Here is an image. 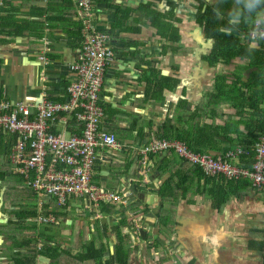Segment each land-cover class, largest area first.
Wrapping results in <instances>:
<instances>
[{"label": "crops", "instance_id": "crops-1", "mask_svg": "<svg viewBox=\"0 0 264 264\" xmlns=\"http://www.w3.org/2000/svg\"><path fill=\"white\" fill-rule=\"evenodd\" d=\"M215 1L96 0L99 28L110 33L115 51L100 94L104 108L102 127L115 134L124 147L98 152L100 158L93 181L106 190L125 192L122 195L125 203L95 206L83 197H72L68 207L62 209L55 200L41 198L8 164L10 147L1 136L0 264H64L66 255L73 257L83 251L75 246L83 224L90 228L84 243L103 246L106 255L102 260L84 257L81 264H106L108 254L114 252L115 231L123 218L134 226L131 232L120 226L121 232L129 234L131 239L126 264H148L149 260L154 264H171L173 257L175 264L184 261L220 264L223 254L225 261L230 260L229 264H262L264 197L260 191L251 184L246 195H230L218 206L213 182L209 181L203 187V194L186 195L172 210L161 204L158 190L164 175L157 173L156 168L167 155L178 161H184L183 158L174 150L149 154L151 165L144 167L139 153L154 138L183 143L162 138L160 127L165 120L174 119L178 107L183 106L181 118L189 117L206 96L207 86L215 81V87L223 84L215 90V151L201 154L216 158L241 148L251 156L250 150L234 146L238 136L232 123L240 116L234 106L237 102L232 98L238 89L245 91L251 80H264L263 60L257 55L264 50V41L250 48L249 28L239 29L241 50L234 51L228 62L219 58L215 67H210L204 57L211 51L213 39L204 36L196 13L200 7L213 5ZM222 29L227 31L224 26ZM80 38V23L67 0H13L0 7V101L40 102L43 98L64 101L66 88L74 78L71 66L79 56ZM255 63L261 68L257 69ZM204 66L215 68L212 82L206 85L208 71L203 72ZM260 88L261 84H254L251 89L261 92ZM251 97L245 107L250 114L255 111L250 106ZM260 108L264 111V102ZM238 129L240 134L246 133L243 125ZM255 149L256 146L254 154ZM152 155H155L153 160ZM233 164L250 169L252 162L248 165L246 160H239ZM219 176L204 175V178L212 181ZM220 177L224 185L230 181ZM103 205H111V212L102 213ZM161 208L169 213L174 211L177 225L172 231H165V246L154 248L161 232L156 226ZM48 214L56 221L41 223L39 217ZM199 226H204L209 234H218L217 249L193 237ZM41 227L59 228L64 238L44 234ZM250 241L261 243L263 248L251 247ZM47 243L58 244L60 253L52 256L45 246ZM238 254L243 256V261L235 258ZM164 255L168 258L161 260ZM187 255L193 257L185 259Z\"/></svg>", "mask_w": 264, "mask_h": 264}, {"label": "built area", "instance_id": "built-area-1", "mask_svg": "<svg viewBox=\"0 0 264 264\" xmlns=\"http://www.w3.org/2000/svg\"><path fill=\"white\" fill-rule=\"evenodd\" d=\"M12 1L0 0V7ZM67 1L80 23L81 38L78 59L71 66L74 78L66 88L65 100L0 101V137L10 147L8 164L41 198L55 200L62 209L68 207L72 197H83L95 206L124 204L125 192L106 190L93 181L100 158L98 152L124 147L115 134L102 127L104 108L100 94L106 69L115 57L111 35L99 28L96 0ZM260 26L264 28V21ZM40 59L45 61L44 57ZM169 150L198 166L207 177L249 179L264 197V132L259 136L250 169L233 164L250 156L249 151L241 148L215 158L196 154L183 143L155 138L139 149L142 166L151 165L149 154ZM39 221L54 223L56 219L48 214L39 217Z\"/></svg>", "mask_w": 264, "mask_h": 264}, {"label": "trees", "instance_id": "trees-1", "mask_svg": "<svg viewBox=\"0 0 264 264\" xmlns=\"http://www.w3.org/2000/svg\"><path fill=\"white\" fill-rule=\"evenodd\" d=\"M200 3L203 4L202 2ZM232 6L233 0H223V2L216 0L213 5L207 4L205 7H200L197 10L196 20L203 27L204 36L213 39L212 49L208 55L204 57V60L210 67H215V63L219 58L224 62H228L233 52H238L242 48L239 44L241 39L238 30L248 28V26L241 24L240 28L233 32L221 30L223 26L227 28L228 15ZM216 7L220 8L224 19H217L213 11ZM157 14L161 17V14ZM161 26L166 28L165 23H161ZM257 55L262 58L264 65V50L257 53ZM254 65L257 69L261 68V65L257 66V63ZM263 76L264 75H262V77ZM254 84H261V92H256L251 89ZM245 86L247 88L245 91L238 89L233 92V95L236 96L232 98V100L235 99L237 102L234 106L239 113L240 119L234 121L232 124H234V131L238 136L234 146H241L251 151V156L246 160V163L250 165L254 157V147L258 143L259 136L264 132V111L260 108L264 102V80L261 82H253V80H251L249 84ZM220 87H223V84L215 87V81L210 86H207L206 96L196 110L187 118H181L179 114L183 106L178 107L174 119L165 120L160 127L164 133L162 138H174L179 140L195 153L201 154L215 151V90ZM255 94L258 95L256 96ZM250 95L252 96L251 98H253L250 106L255 110L252 114L245 109L248 104L246 101ZM246 116L249 117L248 120L244 119ZM240 125H243L246 130L244 135L239 133L238 127ZM154 156L155 155H152L151 160H153ZM168 156L169 155H167L164 160L158 162L156 171L164 175V182L158 190L161 204L162 206H170L172 210L176 208L181 199L185 198L186 195L203 194V187L209 181L213 182L214 196L218 206L230 195L241 197L246 195L251 185L250 180L246 178L229 181L226 185L223 184V180L220 176L211 181V179L204 178L201 169L197 166L191 165L186 161H178L174 156ZM110 206L111 205H103V207H101L102 213L106 215L111 212ZM130 208L132 207L128 209ZM128 222L123 218L115 231L117 242L115 243L114 252L108 254L109 257L106 259V264H115V262L126 264L129 251L128 245L131 243V239L129 234H123L121 232L120 226H126L131 232L134 230V226ZM176 225L177 222L175 221L174 211L169 213L161 208L156 218V226L159 227L161 232L160 236L155 239L153 244L154 248H163L165 246V231H172ZM89 229L83 224L75 244V246L83 250L84 253L83 251H78L73 257L71 255H66L67 262L64 261V264H81V262L85 260L84 257H92L94 260H102L105 257L106 253L103 250V246L98 248L95 242L89 244L84 243L87 232H90ZM29 242L32 241L29 240ZM249 245L259 250L263 248L262 244L258 242L250 241ZM45 246L54 257L57 253H60L58 252V244L51 245L47 243ZM166 258L168 257H161V260ZM262 264H264V256Z\"/></svg>", "mask_w": 264, "mask_h": 264}, {"label": "clouds", "instance_id": "clouds-1", "mask_svg": "<svg viewBox=\"0 0 264 264\" xmlns=\"http://www.w3.org/2000/svg\"><path fill=\"white\" fill-rule=\"evenodd\" d=\"M220 2H223V0H220ZM213 11L217 19H224L219 7L214 8ZM261 21H264V0H233L226 30L233 32L238 30L241 24L248 26L247 38L250 42L249 47L255 48L258 47L259 42L264 41V28L260 26ZM193 237L202 243L208 244L213 250L220 245L218 234H209L204 226H199L194 231Z\"/></svg>", "mask_w": 264, "mask_h": 264}, {"label": "rangeland", "instance_id": "rangeland-1", "mask_svg": "<svg viewBox=\"0 0 264 264\" xmlns=\"http://www.w3.org/2000/svg\"><path fill=\"white\" fill-rule=\"evenodd\" d=\"M208 71V73H207V75H206V80H205V84L204 85H206V84H209V83H211L212 82V80H213V76L215 75V68L214 69H211V68H207L206 66H204V73H206ZM204 75V76H205ZM5 168H6V166H5ZM80 220V219H79ZM83 220V219H82ZM41 231L44 233V234H48V235H50V236H53V235H55V238L56 239H63L64 238V235H63V233L60 231V229L59 228H49V229H46L45 227H41ZM225 241H227V240H225ZM228 242V241H227ZM191 257H193V255H187V258H185V259H188V260H190L191 259ZM214 257H215V254H214ZM224 258H226V255L225 254H223L222 255V258H221V260H220V264H229V262H230V260H224ZM235 258L237 259V260H242L243 261V256L241 255V254H238V255H235ZM181 260H183L182 259V257L180 258ZM175 258L173 257L172 259H171V264H175ZM187 262L188 261H184V264H187ZM196 262H198L197 260H196ZM148 264H154V262L152 261V260H149L148 261ZM198 264H200V262H198ZM212 264H215V261L214 262H212ZM250 264H251V262H250Z\"/></svg>", "mask_w": 264, "mask_h": 264}]
</instances>
